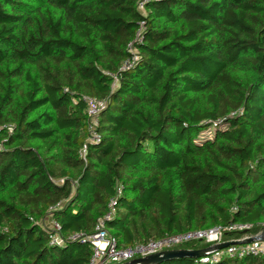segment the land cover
I'll return each mask as SVG.
<instances>
[{"label":"trees","instance_id":"trees-1","mask_svg":"<svg viewBox=\"0 0 264 264\" xmlns=\"http://www.w3.org/2000/svg\"><path fill=\"white\" fill-rule=\"evenodd\" d=\"M112 198L120 246L264 224V0H0V264H89Z\"/></svg>","mask_w":264,"mask_h":264},{"label":"built area","instance_id":"built-area-1","mask_svg":"<svg viewBox=\"0 0 264 264\" xmlns=\"http://www.w3.org/2000/svg\"><path fill=\"white\" fill-rule=\"evenodd\" d=\"M143 1H139L138 8L143 10ZM130 55L124 59L119 70L132 67L138 60L137 50L132 42L128 44ZM86 104L87 130L90 142H99L100 133L97 130L99 115L106 108L107 100L92 96L83 97ZM9 128L11 125L8 126ZM87 145L83 144L81 156L85 157ZM118 186V194L121 192ZM115 213V199L112 198L108 205V211L100 218L95 226V232L89 236L82 237L92 245V255L89 264H121L134 258L144 257L164 250L176 249L178 245L188 242H202L206 246L223 242L224 234L228 232H246L252 229L250 223H229L227 225H216L206 229L190 230L182 233L165 235L159 239L149 238L145 242L136 243L130 246L118 245L117 238L105 228V222L113 217ZM51 229L59 228L58 224L51 220ZM82 234H74L70 239L81 237ZM253 236L244 234L242 237L232 240H242L245 237ZM57 239V237H56ZM246 256H257L264 259V240H257L251 243L230 244L225 248L203 256L206 261H217L222 257L242 259Z\"/></svg>","mask_w":264,"mask_h":264},{"label":"water","instance_id":"water-1","mask_svg":"<svg viewBox=\"0 0 264 264\" xmlns=\"http://www.w3.org/2000/svg\"><path fill=\"white\" fill-rule=\"evenodd\" d=\"M257 240H264V229L258 234L245 237L242 240L223 241V242L213 244V245H210L205 248L198 249V250L183 249V248L164 250V251L153 253V254H150L144 257L134 258L132 260L123 262L121 264H154L164 259L177 258V257H182V256L198 258V257L209 255L212 252L225 248L230 244L251 243Z\"/></svg>","mask_w":264,"mask_h":264},{"label":"rangeland","instance_id":"rangeland-1","mask_svg":"<svg viewBox=\"0 0 264 264\" xmlns=\"http://www.w3.org/2000/svg\"><path fill=\"white\" fill-rule=\"evenodd\" d=\"M209 134H210V132H209ZM209 134H208V136H209ZM204 136H207V135L204 134ZM46 225H48L50 228L52 227L51 222L47 224V221H46ZM263 229H264V224H260L259 227H258V231H256V233H254L252 230H248V231H246V232H241L239 237H242L244 234H248V235H256V234H258L259 232H261ZM229 237H231V239L239 238V237H236L235 235H231V236H229ZM223 240H224V238H223ZM198 243L200 244V245H198V246H206L205 243H202V242H198ZM181 246H182V245H178V247H181ZM110 264H112V263H110Z\"/></svg>","mask_w":264,"mask_h":264},{"label":"crops","instance_id":"crops-1","mask_svg":"<svg viewBox=\"0 0 264 264\" xmlns=\"http://www.w3.org/2000/svg\"><path fill=\"white\" fill-rule=\"evenodd\" d=\"M46 221H47V224H48V223L51 222V219L48 217V218L46 219ZM46 221H45V222H46ZM47 226H48V225H47Z\"/></svg>","mask_w":264,"mask_h":264}]
</instances>
